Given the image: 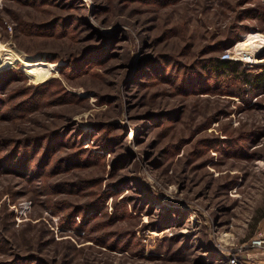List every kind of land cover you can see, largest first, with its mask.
<instances>
[{"label": "rangeland", "instance_id": "1", "mask_svg": "<svg viewBox=\"0 0 264 264\" xmlns=\"http://www.w3.org/2000/svg\"><path fill=\"white\" fill-rule=\"evenodd\" d=\"M258 234L264 0H0V264H228Z\"/></svg>", "mask_w": 264, "mask_h": 264}, {"label": "built area", "instance_id": "2", "mask_svg": "<svg viewBox=\"0 0 264 264\" xmlns=\"http://www.w3.org/2000/svg\"><path fill=\"white\" fill-rule=\"evenodd\" d=\"M250 247L257 253L264 255V234L253 236L250 240ZM251 251L245 254H234L229 258L228 264H264L263 260L257 258L254 259L250 254Z\"/></svg>", "mask_w": 264, "mask_h": 264}, {"label": "bare ground", "instance_id": "3", "mask_svg": "<svg viewBox=\"0 0 264 264\" xmlns=\"http://www.w3.org/2000/svg\"><path fill=\"white\" fill-rule=\"evenodd\" d=\"M241 48V47H240ZM246 55L245 53H243L242 51V56ZM251 55V54H249ZM247 56H245V59L248 61H252V62H256V58H246ZM10 58L9 62H12L11 58L13 60H21L24 65H25V70L27 71V73L34 77L35 79H37L38 81L44 80L43 78V74L42 72H44L46 70L45 66H50L52 67V65L50 64V62H48L47 60L44 59H27L25 56H14V57H8ZM15 62V61H14ZM4 63V62H3ZM41 74V76H40Z\"/></svg>", "mask_w": 264, "mask_h": 264}, {"label": "trees", "instance_id": "4", "mask_svg": "<svg viewBox=\"0 0 264 264\" xmlns=\"http://www.w3.org/2000/svg\"><path fill=\"white\" fill-rule=\"evenodd\" d=\"M219 65L218 66H220V64H221V67L224 69H227V70H233L234 69V67H235V65L236 64H238L239 62H237V61H234V60H229V59H221V60H219ZM223 63V64H222ZM217 70H219L218 68H216ZM254 80H255V83L256 84H258V85H261V80H262V78H254Z\"/></svg>", "mask_w": 264, "mask_h": 264}, {"label": "crops", "instance_id": "5", "mask_svg": "<svg viewBox=\"0 0 264 264\" xmlns=\"http://www.w3.org/2000/svg\"><path fill=\"white\" fill-rule=\"evenodd\" d=\"M250 254L254 257V259L257 258V259H261L264 261V255L263 254L257 253L255 250H252L250 252ZM248 259H250V258H248Z\"/></svg>", "mask_w": 264, "mask_h": 264}]
</instances>
